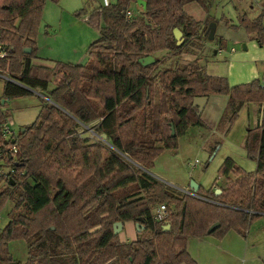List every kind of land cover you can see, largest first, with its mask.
<instances>
[{"label":"trees","instance_id":"obj_1","mask_svg":"<svg viewBox=\"0 0 264 264\" xmlns=\"http://www.w3.org/2000/svg\"><path fill=\"white\" fill-rule=\"evenodd\" d=\"M45 1L0 0V43L8 48L0 58V209L11 204L0 229V264H21L8 250L16 238L27 243L24 264H198L187 249L189 237L245 232L264 214V84L254 79L230 86L226 78L208 75L198 59L169 66L161 56L180 55L200 32L199 39H208L214 19L195 21L184 6L196 2L207 10L211 0H143V8L138 0L100 4L88 17L99 30L88 61L49 65L34 62ZM132 4L142 10H131ZM238 25L264 47V8L253 18L239 15ZM175 28L183 33L180 44ZM149 54L156 61L142 65L138 59ZM34 91L44 96L35 119L5 139L6 101ZM219 94L228 97L219 119L227 130L243 104L262 106L260 123L244 141L255 170L244 171L227 157L214 182L229 184L199 186L195 193L173 190L149 171L188 127L205 125L194 97ZM161 204L168 216L157 221ZM118 221L140 224L133 240L114 233Z\"/></svg>","mask_w":264,"mask_h":264},{"label":"rangeland","instance_id":"obj_2","mask_svg":"<svg viewBox=\"0 0 264 264\" xmlns=\"http://www.w3.org/2000/svg\"><path fill=\"white\" fill-rule=\"evenodd\" d=\"M237 1L211 0L210 12L211 18L215 21V36L212 39H202L203 42H207L206 50L199 47V44L191 45L192 43H189L188 49L180 55L174 56L170 52L161 53V56L166 58L164 64L173 66L176 59L178 64H187L189 61L198 59L200 66L203 61L205 69L214 72V76L226 78L230 86L232 84L228 75L230 74L232 79L238 78L244 71L246 78L236 84L247 83L254 79H258L261 84H264V47H260L257 43L253 46L254 40L250 39L248 35L247 37L243 27L238 25L239 16L234 7ZM262 2L264 3V0H258V4L254 2L255 4L250 7V0H244L243 9L246 15L249 18L257 16L261 7H264ZM101 3L102 0H59L58 2L46 0L36 33L39 63L49 65L56 59L85 64L88 61L89 44L99 37L98 27L91 24L88 17L91 11ZM193 4L192 9L188 7L189 13H193L192 15L196 18L201 12L205 13L197 3L193 2ZM130 7L131 10L135 8L139 11L142 10L141 6L137 4H132ZM238 37L245 39V44H250L247 50L243 49L244 42L237 39ZM178 40L179 44L183 41L181 36ZM221 42L223 43L222 50L218 52L219 50L216 51V49L219 48ZM231 48H234L236 53L244 54L246 60L244 61L243 58L244 62L235 64L233 68L229 66ZM202 50H204L203 54H201ZM1 81L3 80H0V95L2 93ZM236 84L234 82V85ZM220 95L224 96V94ZM24 97L28 98L30 105L22 112L11 114L16 124L14 125L16 132L19 124L27 125L35 119L38 111L37 104L41 102V98H44L38 91ZM195 110L197 112V108ZM256 120L253 112L248 110L247 106H243L228 130L226 127L223 128V124L219 126L218 119L214 126L207 123L208 126L205 123L204 126L188 127L183 134L177 137V147L164 149L156 157L149 172L173 190L182 192L195 193L190 188L186 189L191 180L198 182L204 188H214L218 184L225 186L230 181L227 182L228 180L221 178L217 184L214 180L227 157L232 158L235 164L244 171L255 170V161L248 156L244 141L247 130L254 127ZM223 129L224 131H222ZM87 130L89 133L91 132L90 129L87 128ZM4 169H7V166H4ZM237 177L236 174L231 175L234 180ZM4 186V181H1L0 191ZM10 208L11 204L8 202L0 209V229L9 220ZM124 228L122 224L117 229V234L120 240L125 242L126 235H128V241L134 239L139 226L136 223L134 225L133 222V227H130L126 235ZM187 248L198 264H264V214L254 218L245 232L230 229L224 233L189 237ZM8 250L11 258L24 264L27 258V243L24 239H11L8 242Z\"/></svg>","mask_w":264,"mask_h":264},{"label":"crops","instance_id":"obj_3","mask_svg":"<svg viewBox=\"0 0 264 264\" xmlns=\"http://www.w3.org/2000/svg\"><path fill=\"white\" fill-rule=\"evenodd\" d=\"M256 4H258V0H250V7H252V5H254L255 3ZM196 3V2H195ZM264 3L262 2V5H263ZM193 2H190V3H187L185 6H184V11L189 15V16H191L195 21H199V22H203V21H205V19L207 18V16L208 17H212V14H211V12H210V10H211V4H210V6L208 7V9L207 10H203V11H205V13L204 12H201L200 13V15H198L197 16V18L194 16V15H192L193 13H189V11H188V7H189V9H192V7H193ZM198 5V4H197ZM139 6V5H138ZM243 6H244V0L243 1H240V0H238L237 1V3H236V5H234V7H235V9H236V12H237V14H238V16L239 15H241V14H243V13H245V11H244V9H243ZM201 7V6H200ZM211 7V8H210ZM246 7V6H245ZM244 7V8H245ZM143 8V7H142ZM202 8V7H201ZM200 8V9H201ZM264 7H261V9H263ZM136 9V8H135ZM203 9V8H202ZM193 12V11H192ZM197 14H198V12H197ZM211 22H214L215 23V21H211ZM209 25V24H208ZM242 28V27H241ZM243 29V28H242ZM207 30H208V28H207ZM243 31H244V34H246V32H245V30L243 29ZM181 32V31H180ZM215 32V31H214ZM202 35V33L200 32L199 33V37ZM182 37V40H184V38H183V33L181 32L179 35H176L175 33H174V38H175V40L177 41V43L179 44V37ZM214 36H215V34L213 35V38H214ZM246 36H247V34H246ZM245 37V36H244ZM248 37V36H247ZM198 38V37H197ZM202 39L203 38H198V39H194V43L192 44V45H197V44H199V47H201L202 49H204V50H206L205 49V46L207 45V42L205 41V42H203L202 41ZM208 39H210L209 37H208ZM237 39H239V40H241L242 42H244L245 41V39L243 40V38L242 37H238ZM183 42V41H182ZM197 42V43H196ZM246 42H244V44L242 45L243 46V49L244 50H247V47L250 45H248V43L247 44H245ZM253 43V46H255V44H256V42L254 41V42H252ZM222 46H223V43L221 42L220 43V46H219V48H217L216 49V51H218V52H220L221 50H222ZM198 47V48H199ZM204 50H202V53L201 54H203V52H204ZM38 46H37V52H36V56H37V58H39L40 56L38 55ZM217 52V53H218ZM229 54H230V62H229V66H231L232 68L234 67V65L235 64H237V63H240V62H244V61H246L245 60V56H244V54L242 55L241 53L239 54V53H236L235 52V49L234 48H231V50L229 51ZM39 56V57H38ZM156 57V56H155ZM201 57H202V55H201ZM243 58H244V61H243ZM56 60V59H55ZM39 59H36V61H34L35 63H37V64H40L39 63ZM201 61H202V59H201ZM67 62H71V61H67ZM247 62H248V60H247ZM263 62V61H262ZM248 64H249V62H248ZM202 66H204V64H203V61H202ZM263 67H264V65H263ZM248 68H250L249 66H248ZM205 71H206V73L208 74V75H214V72H211V71H208L207 69H205ZM249 72L247 71V74H248ZM252 75V74H251ZM250 75V76H251ZM228 77L230 78V82H231V84H232V86H234V82H235V84L236 83H238V82H242L245 78H246V74H245V71L241 74V76H239L238 78H231L230 77V74L228 75ZM0 80H2V78H0ZM1 83H2V87H3V81H1ZM237 85V84H236ZM223 97V98H222ZM221 97V95L219 94V95H210V96H207V99L205 100V102L203 103V107H202V109L199 111V107H198V105H194L196 108H197V112L199 111V114L201 115V119L203 120V122L204 123H208V124H210V126L212 125V126H214L215 125V122L217 121V119L219 120V118H220V116H221V114H222V112H223V110H224V107L226 106V104H227V95H224V96H222ZM28 98H22V97H19V98H13V99H10V100H7L6 101V106H4L3 108L4 109H7V110H9V113H10V116H9V119H12V121H13V126H12V128H13V130H15L14 129V125H16L15 124V121H14V118H13V115H11V114H16V113H19V112H22L23 111V109H25L26 107H28L30 104H29V102H28V100H27ZM197 103H200V101H197ZM243 106H247V109L248 110H251L252 112H253V114H254V116H256V123H255V125H257V124H259L260 123V120H261V115H262V106H259V105H257V104H255V103H251V102H249V103H245V104H243ZM243 106L242 107H240V109L241 108H243ZM39 107H40V103H38L37 104V110L39 111ZM239 109V110H240ZM38 111H37V113H38ZM239 112V111H238ZM12 116V117H11ZM207 124V125H208ZM24 125H26V124H19V127H18V129H20L21 127H23ZM254 125V126H255ZM21 126V127H20ZM209 126V125H208ZM225 126H223V128H224ZM222 131H224V129L222 130ZM196 183H198V182H196ZM198 185L199 186H201L199 183H198ZM186 189H189V185L187 186V188ZM124 234L126 235L127 234V232L129 231V229H130V227H133V222H131V221H128V222H125L124 224ZM134 225H135V223H134ZM127 236V239H125L126 241H128L129 240V238H128V235H126ZM132 237V236H131ZM135 238V237H134ZM188 249V248H187ZM189 251V250H188ZM190 253V252H189ZM193 257V256H192Z\"/></svg>","mask_w":264,"mask_h":264},{"label":"water","instance_id":"obj_4","mask_svg":"<svg viewBox=\"0 0 264 264\" xmlns=\"http://www.w3.org/2000/svg\"><path fill=\"white\" fill-rule=\"evenodd\" d=\"M138 4L142 5V7L145 6V2L143 0H138L137 1ZM214 31H215V23L214 22H210L209 25H208V37L210 39L213 38V35H214ZM176 35H179L181 32L178 28H175L174 31H173ZM30 49L29 48H26L25 51H29ZM138 61L142 64V65H149L153 62L156 61V57L149 54V55H146V56H143V57H140L138 59ZM207 99V96H200V97H194V100H193V105H198L199 107V111L202 109L203 107V103L205 102V100ZM197 101H200V103H197ZM199 111L197 112L199 114ZM171 135H174V130H173V127L171 126ZM100 137L102 139H106V134L105 133H101L100 134ZM199 185L194 181V180H191L190 181V184H189V188L192 192H196L197 189H198ZM215 193H220V189H216L215 190ZM137 226H140V224L137 222L136 223ZM122 226V223L121 222H115L113 224V227H114V233H117V229L119 227ZM219 226V223L216 222L214 224H212L210 227H209V230L208 231H212L213 229H215L216 227ZM170 228V225L169 224H166L164 225V229L165 230H168ZM139 230V229H138ZM10 257V256H9Z\"/></svg>","mask_w":264,"mask_h":264},{"label":"built area","instance_id":"obj_5","mask_svg":"<svg viewBox=\"0 0 264 264\" xmlns=\"http://www.w3.org/2000/svg\"><path fill=\"white\" fill-rule=\"evenodd\" d=\"M109 3H110V0H102L101 4L104 6H107ZM126 15H127V17H130L132 15L131 10H127ZM7 54H8L7 46L0 43V58L6 56ZM13 124L14 123H13L12 119H9V118L3 124V137L5 139H8L11 136H13V134H14V130L12 128ZM8 150L11 151L12 153H15L17 148L15 145H11L8 148ZM4 158H5V152L0 150V161L3 162ZM0 174H4V171L2 169H0ZM167 216H168V212H167L166 206L164 204L159 205L154 211V218L157 221H164V220H166Z\"/></svg>","mask_w":264,"mask_h":264}]
</instances>
